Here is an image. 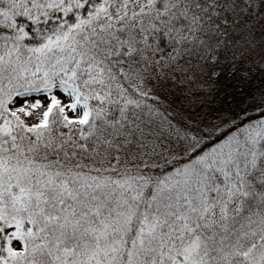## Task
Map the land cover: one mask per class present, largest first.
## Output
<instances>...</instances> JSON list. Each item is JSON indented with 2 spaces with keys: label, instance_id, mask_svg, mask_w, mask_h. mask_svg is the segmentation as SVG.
Wrapping results in <instances>:
<instances>
[{
  "label": "snow or ice",
  "instance_id": "obj_1",
  "mask_svg": "<svg viewBox=\"0 0 264 264\" xmlns=\"http://www.w3.org/2000/svg\"><path fill=\"white\" fill-rule=\"evenodd\" d=\"M0 264H264V0H0Z\"/></svg>",
  "mask_w": 264,
  "mask_h": 264
}]
</instances>
